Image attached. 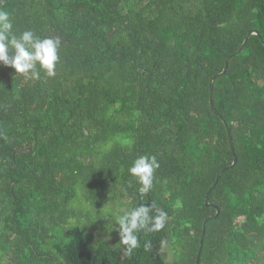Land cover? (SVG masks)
I'll return each instance as SVG.
<instances>
[{"label": "trees", "instance_id": "1", "mask_svg": "<svg viewBox=\"0 0 264 264\" xmlns=\"http://www.w3.org/2000/svg\"><path fill=\"white\" fill-rule=\"evenodd\" d=\"M0 8L15 30L61 39L53 78L0 63L3 264H196L205 221L217 214L207 193L234 160L228 129L238 162L209 195L220 214L206 224L201 264H264V0ZM140 155L160 163L143 198L127 171ZM152 201L167 225L131 254L113 221L89 215ZM99 229L111 237L99 239Z\"/></svg>", "mask_w": 264, "mask_h": 264}, {"label": "clouds", "instance_id": "2", "mask_svg": "<svg viewBox=\"0 0 264 264\" xmlns=\"http://www.w3.org/2000/svg\"><path fill=\"white\" fill-rule=\"evenodd\" d=\"M60 48L59 36L42 37L33 29L15 30L12 13L0 8V63L4 66L31 80H40L41 72L53 78L57 75ZM159 168L156 155H140L127 169L139 185L138 192L142 198L153 189L155 173ZM102 209L103 218L114 222L109 224L110 230L114 226L118 228L120 244L125 246L128 254L141 247L144 236L163 230L168 222L167 212L159 208L155 201L135 207L107 203ZM143 247L145 251L150 250L151 241L145 240ZM0 264L3 262L0 261Z\"/></svg>", "mask_w": 264, "mask_h": 264}, {"label": "water", "instance_id": "3", "mask_svg": "<svg viewBox=\"0 0 264 264\" xmlns=\"http://www.w3.org/2000/svg\"><path fill=\"white\" fill-rule=\"evenodd\" d=\"M250 35H259V31L258 30H255L254 32H252ZM246 41L247 39L245 40L244 44L242 45V47L240 48V50L238 51V53L242 52L244 47H245V44H246ZM236 54H232L228 57L227 59V62H226V67L225 69L223 70L222 73H220L219 75H216L212 78L211 80V83H210V92L212 93L213 91V83L215 81V79L220 76V75H224L227 71V66H228V63L229 61L235 56ZM211 106L213 107V102L211 101ZM215 111V109H214ZM216 112V111H215ZM228 135H229V143H230V148H231V151H232V154H233V157H234V160H233V164L231 166H228L226 168H224L220 174L217 176L215 182L213 183L211 189L208 191L207 193V196H206V206L207 207H211L213 206L214 208H216L217 210V214L214 216V217H210L208 218L206 221H205V224H204V228H203V231H202V236H201V241H200V247H199V251H198V254H197V260H196V264H201V256H202V252H203V248H204V239H205V236H206V224L213 218H216L219 216L220 214V209L217 207V206H214V205H211L209 203V195L211 193V191L217 186L221 176L223 173H225L226 171H228L229 169L233 168L237 162H238V158H237V155H236V152H235V147H234V144H233V137L231 135V131L228 129Z\"/></svg>", "mask_w": 264, "mask_h": 264}, {"label": "rangeland", "instance_id": "4", "mask_svg": "<svg viewBox=\"0 0 264 264\" xmlns=\"http://www.w3.org/2000/svg\"><path fill=\"white\" fill-rule=\"evenodd\" d=\"M106 204H107V203H106ZM106 204H105V205H106ZM117 204H119V202H117ZM105 205H103V207H104ZM89 215H90L91 219H93L94 221H96V220L99 218V215H100L101 218H103L102 213H96L95 211H90V212H89ZM109 222H110V221L107 220V219L105 220V218L102 219V224H103L105 227L109 224ZM96 231H98L97 235H98V238H99V239H102V238L109 239V238L111 237V236H109V235H103L101 229L96 230ZM103 241H105V242H107V243L110 242V241H107V240H103Z\"/></svg>", "mask_w": 264, "mask_h": 264}]
</instances>
